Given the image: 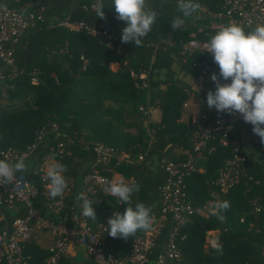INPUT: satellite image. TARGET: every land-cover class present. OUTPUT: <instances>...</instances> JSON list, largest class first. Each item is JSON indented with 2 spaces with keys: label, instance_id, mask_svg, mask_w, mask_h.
Here are the masks:
<instances>
[{
  "label": "trees",
  "instance_id": "obj_1",
  "mask_svg": "<svg viewBox=\"0 0 264 264\" xmlns=\"http://www.w3.org/2000/svg\"><path fill=\"white\" fill-rule=\"evenodd\" d=\"M99 2L40 0L41 19L12 45L13 68H4L0 61V159H4L2 153L6 151L26 152L35 143L37 132L47 129L27 158V171L16 175L32 178L42 190L39 174L44 172L45 159L49 157L66 166L63 175L68 186L58 214L65 218L66 226H72L73 217L82 212V201L74 203V195L81 193V187L77 190L73 181L93 169L104 176L114 173L128 183L136 182L139 191L132 196L133 207L143 203L155 214L168 178L165 164L182 162L190 150L194 129L191 120H181L183 104L192 95L197 100L198 113L210 112L206 97L209 91H215L211 75L215 73L221 80L213 56L183 49L191 40L209 42L226 26L225 20L213 22L221 0H194L205 6L210 15L195 11L187 18L178 10V0H148L158 16L152 30L141 38L140 47H135L134 42H121L125 24L116 19L112 0H103L105 18L97 17ZM6 4L22 12L38 8L28 5L27 0H10ZM177 16L184 23L172 29ZM64 20L94 27L104 24L113 37L111 46L84 32L67 29L60 24ZM111 64L117 67L112 70ZM152 109L160 111L157 122L150 119ZM248 130L247 124L238 122L230 133L231 139L244 141L241 153L245 159L239 183L219 194L218 201L227 200L231 205L222 213L226 217L223 223L201 209L210 200V192L217 191L212 182L232 157L231 147L213 143L214 150L199 160L202 170L184 179L185 198L195 212L179 229L178 236H184L178 242L182 264H264V207L261 212H254L255 202L264 205V150L246 143ZM59 142H66V154L57 152ZM94 143H102L117 155L127 154L128 158L111 157L106 163L99 162ZM47 181L50 183L49 178ZM86 197L96 214V220L85 217L92 229L108 221L113 212H123L127 207L117 197L104 196L99 190L88 192ZM55 199L49 196L50 202ZM36 207L48 221H58L42 202L38 201ZM23 215L24 208L18 204L0 205V233L10 231L14 220ZM173 226L174 221L168 216L154 255L162 251ZM213 230L223 245L222 255L211 246L204 248L205 234ZM107 232L108 228L104 252L122 259L130 253L131 242L145 231L128 238H113ZM22 255L26 264H45L50 253L31 240L22 245ZM88 258L86 264H97ZM55 264L74 263L66 254Z\"/></svg>",
  "mask_w": 264,
  "mask_h": 264
},
{
  "label": "built area",
  "instance_id": "obj_2",
  "mask_svg": "<svg viewBox=\"0 0 264 264\" xmlns=\"http://www.w3.org/2000/svg\"><path fill=\"white\" fill-rule=\"evenodd\" d=\"M7 1L10 0H0V61L6 69L13 68L12 45L27 28L32 27L35 22L41 19L42 11L40 0H27L28 5L38 6L37 9L28 12L9 8L6 4ZM13 1L17 2V0ZM197 5L198 14L210 15L205 6ZM95 7L96 5L93 6V8ZM214 16V23H221L225 20L226 25L236 23L243 28L254 29L258 25H264V0H221ZM60 24L71 31L84 32L94 36L104 45L111 46L113 37L104 24L94 27L81 21L70 22L69 20H64ZM208 43V41L191 40L183 45V49L184 51L195 49L212 56L207 51ZM193 66H196V63ZM32 82H35V79H32ZM220 82L230 83V80L221 79ZM212 89L215 90V83ZM238 122L247 124L249 127L245 136L246 143L256 145L260 150H264V143H261L260 137L252 131L253 126L244 122L239 114L217 112L215 108H211L210 112L199 113L195 118H192L191 123L194 130L190 139V150L185 159L180 163L167 162L164 166L168 178L161 191L160 209L152 215V228L131 242L130 253L122 259L104 252L107 221L99 223L95 229H92L81 212L73 217L72 226L64 224L65 218L58 215L63 207L62 197L58 196L53 202L49 201L48 185L50 183L47 181L48 177L45 171L39 174L42 190L32 178L15 174L13 181L0 184V205L18 204L24 208V215L14 220L10 231L4 230L0 233V263L26 264L27 259L22 255V245L33 240L34 230L39 228L49 230L53 236V243L48 248L50 256L45 264H55L60 256L67 254L69 247L76 241L84 245L87 256L97 264H182L178 242L183 240L184 236H178V233L182 224L195 212V209L185 198L184 179L194 172H200V158L211 153L214 150L213 143L217 142L221 146L231 147L232 157L225 162L218 176L212 182L217 191L210 192V200L202 207L201 211L208 214L212 203L219 200V194L226 193L239 183L241 163L245 159L241 153L244 141L230 138L233 125ZM52 127L56 128L54 125ZM46 130V128H42L37 132L35 143L28 147L26 152L17 154L6 151L2 153L3 158L11 163H15L21 158H28L35 148L36 142L40 141L47 133ZM66 147V142H59L57 152L66 154ZM93 151L99 162L106 163L111 157H116L118 160L128 158L127 154L117 155L114 150L102 143H94ZM141 158L139 156L138 160ZM106 181L113 182L114 173L108 177L93 169L90 174L82 178L81 192L86 195L88 192L99 190L104 196L109 195L104 191ZM38 201L42 202V205L46 206L58 218V221H48L36 207ZM263 207L264 205L255 202L254 212H261ZM168 216L174 221V226L168 234L162 251L154 255V248Z\"/></svg>",
  "mask_w": 264,
  "mask_h": 264
},
{
  "label": "clouds",
  "instance_id": "obj_3",
  "mask_svg": "<svg viewBox=\"0 0 264 264\" xmlns=\"http://www.w3.org/2000/svg\"><path fill=\"white\" fill-rule=\"evenodd\" d=\"M163 6V4L161 5ZM116 19L124 22L121 31V42H134L135 47L142 46V39L151 30L156 22L158 12L149 7L148 0H112ZM178 10L184 18L197 11L198 5L194 0H178ZM103 0L97 6V17L104 19ZM184 19L177 16L171 23L176 29L183 25ZM207 51L213 56L219 68V77L230 83H221L217 75H211L215 83V91H209L206 104L209 109L217 112L239 114L244 122L251 124L254 134L264 143V25H258L251 31L236 23L222 26L210 38ZM27 171L24 159L11 163L0 159V184L11 182L17 172ZM67 171L65 165L52 164L47 177L50 179L48 193L52 198L62 197L68 181L63 175ZM104 191L117 197L118 201L127 205L123 212H113L107 221L108 235L113 238H128L138 231H147L152 228V209L143 203H136L133 207L132 196L139 191L136 182H125L121 177L113 182H105ZM82 201V215L96 220V214L91 200L81 192L76 197ZM231 207L227 200L215 202L209 209V214L216 216L223 223L226 217L222 214ZM211 247L218 255L223 254V245L218 239L211 240Z\"/></svg>",
  "mask_w": 264,
  "mask_h": 264
},
{
  "label": "crops",
  "instance_id": "obj_4",
  "mask_svg": "<svg viewBox=\"0 0 264 264\" xmlns=\"http://www.w3.org/2000/svg\"><path fill=\"white\" fill-rule=\"evenodd\" d=\"M115 66V67H113ZM112 64L110 65V68L112 70H114L117 67V64ZM192 96V95H190ZM189 96V98H190ZM188 101V99H187ZM187 106H185L184 108H186ZM150 119L152 121H159L160 119V111L158 109H152L150 111ZM181 120L183 121H188L191 120V118L187 117L186 119L184 118V116L182 115V110H181ZM51 159V158H46L44 161V171L47 173L49 167L46 160ZM52 160V159H51ZM25 164L29 165L30 161L26 158L24 159ZM52 163H57L54 160H52ZM202 169H200L201 171ZM119 178H121L118 174H114V181L118 180ZM127 182V181H125ZM82 184V179L81 178H76L73 181V185L74 187L78 190L81 187ZM78 194L74 195V203L77 204L78 200L76 199ZM33 241L35 242L36 245H38L40 248L43 249H47L49 248L52 243H53V236L51 234V232L49 230H46V232H44L42 229H35L34 233H33ZM218 236V232L213 230V231H207L205 234V242H204V248H206L207 246H211V240L213 239H217ZM67 255L69 256V258L72 260V262L74 264H86L89 261V258L85 252L84 249V245L81 242H74L68 249Z\"/></svg>",
  "mask_w": 264,
  "mask_h": 264
},
{
  "label": "rangeland",
  "instance_id": "obj_5",
  "mask_svg": "<svg viewBox=\"0 0 264 264\" xmlns=\"http://www.w3.org/2000/svg\"><path fill=\"white\" fill-rule=\"evenodd\" d=\"M2 104H6V103H2ZM184 104H186L187 106L186 108H184L185 107ZM184 104L182 107V115L184 116L185 119L189 117L192 120V118H195L199 114L197 100L195 99V96H190V98H188V101L186 100ZM46 162L49 166L53 164L51 159L46 160ZM42 230L46 232V229H42Z\"/></svg>",
  "mask_w": 264,
  "mask_h": 264
}]
</instances>
